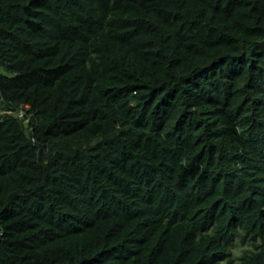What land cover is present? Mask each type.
Instances as JSON below:
<instances>
[{
    "label": "trees",
    "instance_id": "1",
    "mask_svg": "<svg viewBox=\"0 0 264 264\" xmlns=\"http://www.w3.org/2000/svg\"><path fill=\"white\" fill-rule=\"evenodd\" d=\"M0 264H264V0H0Z\"/></svg>",
    "mask_w": 264,
    "mask_h": 264
}]
</instances>
